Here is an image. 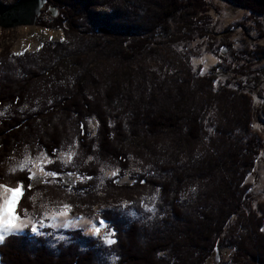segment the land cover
Masks as SVG:
<instances>
[{
    "label": "trees",
    "instance_id": "trees-1",
    "mask_svg": "<svg viewBox=\"0 0 264 264\" xmlns=\"http://www.w3.org/2000/svg\"><path fill=\"white\" fill-rule=\"evenodd\" d=\"M0 1L4 9L15 0ZM208 1L100 0L111 9L97 13L96 0H46L42 9H58L51 25L61 29L63 41L11 59L0 56V112L6 113L0 117V184L15 187L30 176L24 169L9 171L4 164L12 158L38 151L55 158L69 145L78 154L74 164L53 160L45 169L82 179L69 194L57 182L34 185L31 177L17 208L20 217L31 210L36 192L51 199L58 194L72 209L85 205L98 192V161L120 171L129 158L141 164L130 183L106 179L99 187L104 199L155 192L152 217L129 220L112 207L99 211L104 230L113 234L111 245L73 229L59 230L67 238L50 247L41 233L51 229L44 227L37 236L5 234L0 264H110L106 253L117 258L114 264H203L227 229L235 264H264V203L257 215L245 182L264 139L253 132L258 109L239 80L250 78L257 90L264 70L234 57L225 83L214 89L220 65L198 76L173 52L170 69L159 65L160 74L134 64L168 49L157 40L163 36L191 39ZM227 1L248 10L256 23L264 14V0ZM198 34L210 39L202 29ZM255 53V63L264 61V47ZM36 96L43 98L40 106L25 109ZM259 110L264 121V107ZM209 112L211 134L204 126ZM88 118L96 121L92 138Z\"/></svg>",
    "mask_w": 264,
    "mask_h": 264
},
{
    "label": "rangeland",
    "instance_id": "rangeland-1",
    "mask_svg": "<svg viewBox=\"0 0 264 264\" xmlns=\"http://www.w3.org/2000/svg\"><path fill=\"white\" fill-rule=\"evenodd\" d=\"M100 0H96V4L92 11L97 13L108 12L111 9V4H116L113 1L110 5H99ZM1 3V1H0ZM6 5L5 2H3ZM48 6V5H47ZM41 9L40 14L36 17L35 23L31 26H19L15 28H2L0 27V56L9 59L18 57L26 53H35L45 43H54L63 41V32L61 29L52 26V18L58 14L56 6L51 5ZM256 22L249 17V11L241 9L227 0H209L206 18L201 21L193 33L191 39L177 40L174 35L163 36L157 39L160 42L167 44L168 49L160 51L152 55H143L134 64L144 66L150 71L160 74L159 65H163L164 69H170L171 65L168 63L169 55L173 52L175 55L187 60L191 66L192 72L195 75L203 76L209 74V70L215 66L220 65V68L215 72V80L213 83L214 89H218L223 85L227 79L228 66L235 63L234 57L252 62L251 69L264 70V61L255 63L254 58L257 57L255 50L258 47H264V14L256 16ZM199 29L207 33L208 37L200 36ZM175 38V39H174ZM225 42V43H224ZM221 55L222 58L219 56ZM242 62L239 63V65ZM166 69V70H167ZM202 70V71H201ZM250 79V78H248ZM246 77L239 80L243 82L245 88L251 92L255 109H258L257 117L254 118L252 129L262 139H264V121L259 113V109L264 107V80H262L258 89H252V81ZM42 97L36 96L25 107V109H35L40 106ZM6 113L0 112V117ZM213 113L209 112L204 120V126L208 134L213 131L212 127ZM88 135L93 137L96 131V121L94 118L86 120ZM78 154L74 146H65L58 150L55 158L48 156L44 151H38L34 154L25 152L21 158H12L7 161L5 166L9 171L19 169L26 170L33 179L34 185H39L49 180V183L57 182L62 185L64 191L72 194V187L76 181L82 180L75 173H60L55 178L48 176L45 166L51 161L56 160L63 166L73 165L74 159ZM98 175L96 180V189H98L96 196L87 199L85 205L79 209H72L69 207L68 214L65 217L70 218H84L89 230L84 227H77L80 229L81 234L89 238L95 239L98 245L108 246L107 239H113L112 232L104 230L105 221L99 219V211L103 208L112 207L117 209L120 214L124 215L129 220L137 218H149L153 215V201L155 192L143 191L137 195H131L129 198L125 196H116L114 200L104 199L101 190V185L106 179H116L118 184L130 183L132 177L141 170L140 162L134 161L129 158L128 167L120 171L117 166L111 162L98 161ZM58 178V179H56ZM245 182L250 185L253 200L251 202V209L257 215H261L259 211V204L264 203V149L259 152L255 160V166L251 173L246 176ZM63 197V196H62ZM65 199V198H64ZM97 199V200H96ZM58 194H54L52 199L46 197L40 192H36L32 198V208L30 211L25 210L20 217V221L25 224V227L14 233H0L17 234L25 236H37L31 232V224H37V230L41 233V229L47 227L51 229L49 232H42L45 237H48V245L53 246L55 241L66 239L67 237L59 230H73L54 225V217L56 213L63 210V205L66 204ZM98 201L95 205L88 206V203ZM137 208L142 213H138ZM137 210V211H136ZM246 210V208L244 209ZM80 214V215H78ZM234 221H232L233 223ZM43 223V227H41ZM92 229V230H91ZM99 229V231H95ZM40 235V234H39ZM229 229L223 235V239L217 249L212 253L206 262L203 264H235L231 257L234 253V248L228 243ZM160 256L162 253L159 254ZM105 259L110 264L116 262V257L112 254L106 253Z\"/></svg>",
    "mask_w": 264,
    "mask_h": 264
},
{
    "label": "snow or ice",
    "instance_id": "snow-or-ice-1",
    "mask_svg": "<svg viewBox=\"0 0 264 264\" xmlns=\"http://www.w3.org/2000/svg\"><path fill=\"white\" fill-rule=\"evenodd\" d=\"M202 71V70H201ZM48 176L56 177L58 173L56 172H48ZM89 177H84V179H88ZM31 180V176L27 178V180H18L15 187H9L4 184H0V233H14L22 230L25 227V224L20 221V216L17 212V208L20 204V201L24 195V187L28 181ZM143 183V181H140ZM29 188L31 185H28ZM69 205H63V210L56 213L57 216H65L68 214ZM43 227V223L40 225ZM31 232L39 235L40 233L37 230V224H31ZM95 231H99V229H95ZM5 239L4 235H0V242ZM115 241L111 238L107 239L106 243L108 245L113 244Z\"/></svg>",
    "mask_w": 264,
    "mask_h": 264
},
{
    "label": "water",
    "instance_id": "water-1",
    "mask_svg": "<svg viewBox=\"0 0 264 264\" xmlns=\"http://www.w3.org/2000/svg\"><path fill=\"white\" fill-rule=\"evenodd\" d=\"M45 3L46 0H15L9 7L0 9V27L33 25Z\"/></svg>",
    "mask_w": 264,
    "mask_h": 264
},
{
    "label": "bare ground",
    "instance_id": "bare-ground-1",
    "mask_svg": "<svg viewBox=\"0 0 264 264\" xmlns=\"http://www.w3.org/2000/svg\"><path fill=\"white\" fill-rule=\"evenodd\" d=\"M54 225L68 228V229H74L79 226V227H84L85 230L87 231L89 230V226L86 224L84 218L75 219V218H70V217H65V216H55Z\"/></svg>",
    "mask_w": 264,
    "mask_h": 264
}]
</instances>
